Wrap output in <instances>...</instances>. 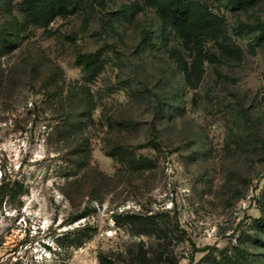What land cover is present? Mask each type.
<instances>
[{"label": "rangeland", "instance_id": "1", "mask_svg": "<svg viewBox=\"0 0 264 264\" xmlns=\"http://www.w3.org/2000/svg\"><path fill=\"white\" fill-rule=\"evenodd\" d=\"M62 1L0 0V264H264V0Z\"/></svg>", "mask_w": 264, "mask_h": 264}, {"label": "trees", "instance_id": "2", "mask_svg": "<svg viewBox=\"0 0 264 264\" xmlns=\"http://www.w3.org/2000/svg\"><path fill=\"white\" fill-rule=\"evenodd\" d=\"M145 1L157 10L166 24L179 32L213 36L224 33L220 17L200 0ZM66 7L62 0H23L24 14L38 27L47 26L57 14L67 11ZM85 67L89 69L90 65ZM152 258L143 250L123 259H115L101 252L99 264H150Z\"/></svg>", "mask_w": 264, "mask_h": 264}]
</instances>
